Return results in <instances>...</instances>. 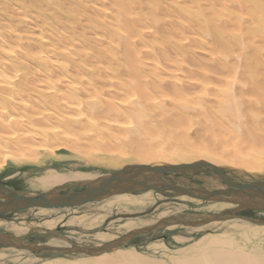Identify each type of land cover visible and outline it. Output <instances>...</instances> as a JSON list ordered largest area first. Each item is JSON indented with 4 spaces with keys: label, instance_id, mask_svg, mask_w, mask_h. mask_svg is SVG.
<instances>
[{
    "label": "bare ground",
    "instance_id": "bare-ground-1",
    "mask_svg": "<svg viewBox=\"0 0 264 264\" xmlns=\"http://www.w3.org/2000/svg\"><path fill=\"white\" fill-rule=\"evenodd\" d=\"M7 7L19 22L42 10L56 15V35L45 34L46 18L28 34L0 28V164L98 142L113 165L220 168V153L206 152L203 142L192 145L189 133L195 128L197 134L224 132L250 148L246 156L224 153L231 163L264 166V0H0V12ZM158 138L168 147L160 148L153 141ZM167 173L155 180H165ZM91 179L78 172L48 173L34 184L64 192L65 182ZM207 182L205 189L225 188ZM53 225V220L45 222L48 229ZM26 226L12 228L21 232ZM247 234L264 239V227ZM220 240H202V252L184 264L208 259L264 264V252L222 249ZM94 257L91 264L144 263L126 252Z\"/></svg>",
    "mask_w": 264,
    "mask_h": 264
},
{
    "label": "rangeland",
    "instance_id": "rangeland-1",
    "mask_svg": "<svg viewBox=\"0 0 264 264\" xmlns=\"http://www.w3.org/2000/svg\"><path fill=\"white\" fill-rule=\"evenodd\" d=\"M9 8L7 7L6 10L0 12V28L28 34L32 31L33 24L41 26L40 20L46 18V24L42 25L45 34L56 35V15L54 17L49 16L47 15L49 11L42 10L38 13L35 12L34 17L28 16V22H19L15 18V14L9 11ZM60 26L62 25L57 27ZM52 38H55V36ZM193 129L189 133V140L192 141V145L200 146L203 142V146H201L204 147L206 152L217 156L220 153V158L224 161L219 167L234 179L241 182L264 181V166L235 164L226 158H230L233 154L235 156H246L247 150H250L249 147L242 146L234 137L224 132L212 131L205 135L203 132L197 134L195 128ZM117 134L123 138L125 136L120 133ZM121 136L118 138H121ZM153 141H159L160 148L168 147V143L164 138ZM95 143L94 147L86 146L85 148L84 146L83 150L74 152L64 148L55 149L52 154L43 155L39 160H26L18 164L10 159L4 162L1 161L0 186L15 190L19 194H36L55 189L42 188L34 184L37 179L48 173L78 172L87 174L92 178L91 180H95L99 176L113 173L125 166L110 164L107 161L108 156H106L109 151L103 148L100 149L102 144L98 146V142ZM223 154L226 155L225 158H223ZM156 163L159 162H150L151 165H156ZM163 178L184 187L204 188L208 183L207 180L223 184L220 180L214 179L208 172L203 171L167 173ZM76 183L78 182H65L62 190L64 192L74 190L75 187H78L73 186ZM149 194L151 196H148ZM124 197L130 199L121 200ZM222 204H228L229 207L226 208L234 207L229 203L202 201L188 196L183 199L182 196L160 193L155 190L122 193L98 202H90L76 207L29 208L1 215L0 232L13 234L22 238L26 243L51 246L76 245L93 248L116 239L130 230L152 225L165 217L176 216L198 219L208 216L226 209L222 208ZM213 205H216V208H210ZM80 218H82L81 221ZM246 218L250 220H246ZM251 219L262 221V223H254ZM50 220L54 221V225L48 229L45 227V222ZM13 225L23 227L27 225L28 227L26 226L27 228L24 231L16 232L12 228ZM257 227H264V210H246L236 217L210 222L203 226L171 225L160 228L147 234L135 236L125 244L106 253L112 255L117 251L135 254L143 258V264H184L202 252L204 249V245L201 243L202 240L218 238L221 239V242L224 241L220 247L222 249H240L244 252L263 254L264 239L252 238L247 234ZM192 247H194L193 250H190ZM93 258L95 257L85 254L30 252L0 244V264H91ZM205 263L215 264L211 259H208ZM122 264L141 263L126 261Z\"/></svg>",
    "mask_w": 264,
    "mask_h": 264
},
{
    "label": "water",
    "instance_id": "water-1",
    "mask_svg": "<svg viewBox=\"0 0 264 264\" xmlns=\"http://www.w3.org/2000/svg\"><path fill=\"white\" fill-rule=\"evenodd\" d=\"M201 165V163H194L176 166L169 165L165 167H152L148 165L124 166L112 174L101 176L87 184L78 183L76 186L80 187L79 189L68 190L66 193L56 190V193L48 191L36 194H19L15 190L0 186V198L3 199V201H0V215L32 207L62 208L81 206L88 202L102 200L115 194L141 192L149 189L157 191L168 190L177 195H187L202 201H223L232 203L235 207L198 219L176 216L165 217L152 225L130 230L112 241L93 248L76 245L66 247L26 243L22 238L6 232H0V244L37 253L54 252L95 256L119 247L135 236L147 234L172 224L198 226L215 220L236 217L238 213L247 209L264 210L263 180L239 182L218 167L203 164L208 167L207 169H203ZM185 169L213 173L223 181L225 188L216 190H208L202 187L185 188L176 186L166 180H160L158 177L157 179H159V181L155 180L156 176L161 174L183 171Z\"/></svg>",
    "mask_w": 264,
    "mask_h": 264
}]
</instances>
